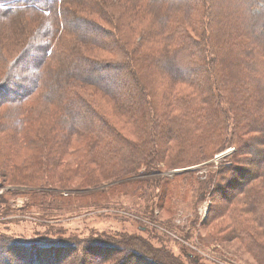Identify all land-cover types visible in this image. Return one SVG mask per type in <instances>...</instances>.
<instances>
[{
    "label": "trees",
    "instance_id": "trees-1",
    "mask_svg": "<svg viewBox=\"0 0 264 264\" xmlns=\"http://www.w3.org/2000/svg\"><path fill=\"white\" fill-rule=\"evenodd\" d=\"M142 1L139 3L144 6L134 0H0V24L6 21L4 35L0 36V108L7 106L0 113V188L6 185L27 189L22 193L27 197L26 210L38 206L40 196L62 199L61 193L43 188L63 190L71 183H79L76 191L109 183V187L86 196L74 194L75 200L85 199L83 203L93 208L105 209L109 200L118 195L133 196L136 192L146 201H159L164 194L154 196V189L175 181L174 185L180 186L192 174L182 171L170 179L161 178V166L174 170L198 164L210 155L206 147L187 159V146L197 145L192 142L197 122L223 123L213 143L217 136L220 142L231 141L237 150L259 139L264 145V0H238L233 6L239 8L235 25L229 24L217 34L208 26L209 30L201 32L197 41H189L185 34L188 26L183 25L190 21L195 7L200 16L201 9L213 0ZM225 1V7L232 6ZM116 5L123 10V17L151 18L148 32L154 28L152 38H148V48L138 57L139 48L119 44L120 27L108 8ZM31 14L38 15L41 21L54 22L52 44L21 49L22 42L25 44L34 32L28 28ZM34 23L39 29L41 23ZM163 34L166 36L162 42ZM13 36L18 37L16 46L2 44L5 37L10 40ZM184 36L186 45H175L184 44L179 43ZM156 45L161 46L159 50ZM86 48L113 49L117 60H95L84 55ZM194 57L203 64L188 62ZM220 68L221 75H217ZM108 71L125 80L120 85L104 84L101 75ZM244 71L251 77L247 83H240L238 78ZM220 76L222 89L228 87L231 91L228 96L218 85ZM158 81L160 86L156 85ZM92 89L99 92L96 101L106 103L103 109L89 95L83 96ZM189 126L192 129L186 128ZM211 133L216 134V130ZM259 135L262 139L256 137ZM257 149L264 163V149ZM88 165L93 172H88ZM72 166L84 169L77 172ZM241 186L231 189L237 193L244 190ZM247 189L236 204L247 207L251 199L250 208L256 216L254 209L259 204L253 201L259 196ZM232 191L221 197L225 204H232ZM2 203L0 217L9 211L0 195ZM258 211L264 213L263 208ZM147 215L152 220L153 212ZM64 242L47 245L14 241L0 232V264H63L76 253L71 244ZM134 243L125 242L124 246L136 255ZM83 244L108 248L107 243L97 240ZM262 246L263 241L260 248L264 249ZM56 249L61 250L57 251V259L50 256ZM40 251H48L47 256L42 259ZM168 256L165 257L170 260ZM76 258L77 255L68 263L75 264ZM155 260L152 263L160 264Z\"/></svg>",
    "mask_w": 264,
    "mask_h": 264
},
{
    "label": "rangeland",
    "instance_id": "rangeland-1",
    "mask_svg": "<svg viewBox=\"0 0 264 264\" xmlns=\"http://www.w3.org/2000/svg\"><path fill=\"white\" fill-rule=\"evenodd\" d=\"M139 1L142 0H134V2H138V5H141ZM237 1L229 0L232 6L228 4L225 7V0H213L201 9L200 16L197 15V7H195L193 11H196L193 13L192 18L187 21L188 23L185 21L183 25V27L188 26L187 32L185 28V34L190 37L189 41L200 39L201 32L205 33V29L209 30L208 26L217 34L218 30H225L229 24L235 25L239 8L233 6ZM141 6H144V3ZM108 8L113 21H116L118 27H120L118 28L121 34L118 38V41L121 42L119 44H125L128 48L136 46L140 51L136 57L140 56L149 46L148 38H152L154 28L151 29L150 27L151 32H148L151 18L148 16H139L140 18L123 17V10H120L118 5ZM212 9L213 11H211ZM138 12L139 10H137ZM37 16L31 14L29 17L28 23L30 22L31 26L28 28L34 32L25 44L24 42L20 43L21 49L23 47H36L39 44H52V33L54 34L53 31L55 30L54 22L48 19L41 21ZM35 20L41 23L39 29L34 23ZM1 23L0 36L3 37L6 21ZM17 27L19 29L23 28L18 24ZM28 28H26L27 32ZM118 29L115 30V33ZM41 31L43 34H41ZM146 33H148L147 37H145ZM24 34L26 35V32ZM165 36L166 34H163L162 42L165 41ZM17 38L13 36L12 39L7 40L8 38L5 37V42L2 44L16 46L19 43ZM184 38L185 36L179 42L184 44L175 45L180 47L186 45ZM160 47L155 46L157 50ZM84 51V55L95 60L98 59L104 62H115L117 60V57L113 55V49L104 48L103 51L101 49L95 51L86 48ZM179 59L181 58L179 57ZM189 60L188 62L194 64H203L197 57H194V60ZM167 61L169 62V60ZM221 70L222 68L218 70L217 75H221ZM242 73L245 74L238 80L240 83H247L251 75L247 71ZM114 76L110 71L101 75L103 77L102 81L107 85L110 83L120 85L125 80L122 77L119 79L120 76L118 78ZM220 81H222L221 76L218 77L217 82L222 89ZM159 83L160 81L156 85L160 86ZM144 85L147 87L149 83L144 81ZM148 88L150 89V85ZM222 90L227 93L226 96H228V92H231L228 87ZM98 93L97 90L92 89L90 92H84L83 96L88 97L89 95L90 100L100 104V108L103 109L106 103L96 101ZM224 101L226 102L227 99H224ZM6 107V104H4L3 108H0V113ZM195 125L196 138L194 137L192 142L197 145L191 143L190 146H187V159L197 156V151L206 147L210 155L198 164L182 166L174 170H166L161 166V178L170 179L169 177L182 171H192V174L180 186H175V181L162 188L154 189V196L164 194L159 201L153 199L146 201L142 199L139 192H136L133 196L118 195L113 200H109L110 202L104 206L105 209L93 208L94 206L83 203L85 199L83 201V199L77 197L75 200L74 196L78 194L86 196L89 193L97 192V190L107 188L109 183H104L99 188L92 187L80 191L75 190L77 189L75 186L79 183H71L68 188L65 186L67 189L63 190H54L52 187L43 188L49 192L61 193L62 199L59 201L53 195L40 196L39 198L42 201L39 205L27 207L26 210L27 197L22 196V193L27 189L3 185L0 188V195L3 197V202L6 201V207H9V211L0 217V229H2L0 232L4 236L11 237L14 241L35 243L40 241L41 244L47 245L57 241H65L71 244V248H74L77 254L73 253L69 257L61 254L62 258L67 257L63 264H70L68 262L76 255L77 261L75 264H94L102 260L106 261L101 264H149L147 263L149 261L151 264H156L152 263V259H156L155 261L160 264H264V249L260 248L262 241V247L264 248V213L261 211L256 213L259 208L264 209V187L262 186L264 180H260L261 177H264V163L261 159L262 154H256L255 152L257 148H260L257 149L259 151L264 149V145L260 144L259 139L256 142L250 141L242 150H237L231 141L227 144L220 142V140H217V136L213 143L214 136L224 128L222 122L217 124L208 120L201 123L197 122ZM186 128L192 129L190 126ZM212 130H216V134H212ZM256 137L262 139L261 135ZM188 140L190 139L188 138ZM86 167L88 172H93V167L89 165ZM72 168L77 172L84 169L81 166H72ZM208 183L210 184L208 185ZM241 183L243 186H241ZM239 185L244 190L239 189L237 193L232 191L231 187L238 188ZM249 185L250 188L247 189ZM246 189L251 194L259 196L253 201V203L257 202L256 204H259L257 205L258 209H254L256 205L253 206L256 216H253L250 208L251 199L247 200L249 202L247 207L244 205L242 208V206L236 204L239 199L243 198V196L239 197ZM231 191L232 204L228 205L221 197ZM150 192L152 190H148L149 194ZM70 194L73 196L70 197ZM0 206V208H3V203ZM151 212H153L152 220L148 215L146 216ZM92 240H97L98 243L102 244L105 242L108 244V248H96L94 245L83 244L85 241ZM125 242H135V247L132 249H134L136 255L133 254L129 246H124ZM82 248H84L83 251ZM57 251L60 252L61 250L49 251L50 256L57 259ZM44 252H38L41 254L42 259L48 254V251ZM167 254L170 255V257L168 256L170 260L165 257ZM190 254L193 255V258L188 257Z\"/></svg>",
    "mask_w": 264,
    "mask_h": 264
},
{
    "label": "bare ground",
    "instance_id": "bare-ground-1",
    "mask_svg": "<svg viewBox=\"0 0 264 264\" xmlns=\"http://www.w3.org/2000/svg\"><path fill=\"white\" fill-rule=\"evenodd\" d=\"M112 260V259H111Z\"/></svg>",
    "mask_w": 264,
    "mask_h": 264
}]
</instances>
